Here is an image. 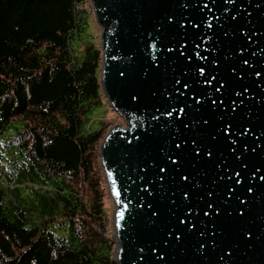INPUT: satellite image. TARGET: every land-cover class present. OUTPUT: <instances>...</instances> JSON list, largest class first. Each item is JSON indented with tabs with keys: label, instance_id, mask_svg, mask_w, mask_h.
<instances>
[{
	"label": "water",
	"instance_id": "95a60500",
	"mask_svg": "<svg viewBox=\"0 0 264 264\" xmlns=\"http://www.w3.org/2000/svg\"><path fill=\"white\" fill-rule=\"evenodd\" d=\"M90 4L100 29L103 95L127 124L111 127L100 146L115 207V264H156L158 255L162 264H264V0ZM218 82L225 84L220 93ZM218 97L223 107L214 111ZM223 121H230L227 138ZM194 140L213 155L194 157L188 151ZM181 141L177 170L169 155L176 158ZM180 173L189 179L179 180ZM184 213L190 228L178 223ZM169 230L182 238L169 237Z\"/></svg>",
	"mask_w": 264,
	"mask_h": 264
},
{
	"label": "trees",
	"instance_id": "16d2710c",
	"mask_svg": "<svg viewBox=\"0 0 264 264\" xmlns=\"http://www.w3.org/2000/svg\"><path fill=\"white\" fill-rule=\"evenodd\" d=\"M84 2L0 0V264H115Z\"/></svg>",
	"mask_w": 264,
	"mask_h": 264
},
{
	"label": "snow or ice",
	"instance_id": "6c2138e0",
	"mask_svg": "<svg viewBox=\"0 0 264 264\" xmlns=\"http://www.w3.org/2000/svg\"><path fill=\"white\" fill-rule=\"evenodd\" d=\"M43 2H44V0H41V3H42V4H43ZM226 2H229V0H226ZM204 7L206 8L207 5H205ZM167 20H168L169 23H171L172 18L169 16V17L167 18ZM233 20H235V17H233ZM178 26L182 27L183 25H178ZM193 26H195V25H193ZM224 35H225V37H227V36H228V32H225ZM253 35H255V33H253ZM244 63L247 64V61H244ZM196 71H198V72H200L201 74H203L204 69L201 68V67H197V68H196ZM121 75H123V73H121ZM257 75H259V73H257ZM213 79H215V77H213ZM176 83L179 84L180 81H176ZM218 84H219V86L216 87L215 91H216L217 93H220V92H222V90L225 88V84H224L223 82H218ZM184 87H185V88H188L189 85H188L187 83H185ZM247 91H248V89L245 87V88L243 89L242 92H236L235 95H237V96H242V95H243L245 92H247ZM181 95H183V93H181ZM131 98H132L133 100L136 99L135 96H132ZM217 100H220V103H219V104L217 103ZM196 103L199 104V100H197ZM212 106H213V110H214V111H215L216 108H222V107H223V100L220 99L219 97H218L217 99L212 100ZM181 111H183V109H181ZM232 111L235 112L236 109L233 108ZM169 114H170V113H169ZM153 119H156V117H153ZM209 123H210V121H209L208 119H204V120H203V123H202V126L206 127ZM229 123H230V121H223L222 127L220 128V132H221L222 135L225 136V138H227V129H228ZM188 127H189V125H188L187 123H185V124H184V128H188ZM245 131H247V129H245ZM211 139H212V140H215L216 137H215V136H212ZM233 143H234V141H233ZM184 148H185V146H184V144H183V141H181V142L175 144L176 158H175V159H172V158H171V155H169V166H170L171 168H173V169H177V170H178V168H179L178 160L181 158V157H180V153L184 151ZM188 151H189V152H192L193 155H194V157H196V158H199V157H201L202 155L207 156V157H211V156L213 155V153H212L211 150L203 149V148L199 145V143L196 142L195 140L193 141V147L190 148V149H188ZM236 159L239 160L240 157L237 156ZM217 167H220V165L217 164ZM224 171L226 172V171H227V168H225ZM159 172L164 173V172H165V167H160V168H159ZM257 172H259V169H257ZM235 175H236V176H239L240 173H239V172H236ZM161 179H162V178H161ZM178 179L181 180V181H187V180L189 179V177H188L186 174L180 173V174L178 175ZM261 179H264V177H261ZM235 183H240V181L237 179V180H235ZM228 191H231V189H228ZM248 191L251 192L252 189L249 188ZM207 195H208L209 197H211V196L213 195V193H212L211 191H209V192L207 193ZM184 199H185V200H190V199H191V195H190V193H188L187 191L184 192ZM240 203L243 204L244 201H240ZM213 207H214L213 203L211 202V200H209V201L207 202V204H206V208H207V209H212ZM190 212H192V209H191V208H189V213H190ZM151 215H152L153 217H155V216L157 215V213H156L155 211H153V212L151 213ZM203 215H204V216H208V215H209V212H208V211H204V212H203ZM238 215H243V213H239ZM185 221H188V223L186 224ZM178 223L181 224V225H184L185 228H190L191 225H192V223H193V221L188 219V213H184V219H179V218H178ZM173 236H174V238H175L176 240H180V239L182 238L181 236H179V235H175L174 233H172V232L169 230V237H173ZM170 242H171L170 239H166V240L164 241L165 244H168V243H170ZM204 247H205V245H204L203 243H201V244L199 245V248H200V249H204ZM141 251H143V249H141ZM150 251H151V252H156V248L153 247L152 249H150ZM141 258L144 259V257H141ZM164 259H165V257H164L163 255H158L157 258H156V264H162V262L164 261ZM224 259H225V256H221L220 260L223 261Z\"/></svg>",
	"mask_w": 264,
	"mask_h": 264
},
{
	"label": "rangeland",
	"instance_id": "374dc122",
	"mask_svg": "<svg viewBox=\"0 0 264 264\" xmlns=\"http://www.w3.org/2000/svg\"><path fill=\"white\" fill-rule=\"evenodd\" d=\"M83 5H84V7H87V9H89L91 7L90 0H85ZM92 16H93V14H92ZM93 20H94V16L92 17V20H90V23H89V26H88L86 32L88 34H90L91 36L96 37L94 40H97V38H98V40L100 41V29H99L97 24H96V26L94 25ZM92 118L94 120L93 121L94 123L92 124V129L97 128L98 119H102L105 121V123H106V127L104 130V131H106L105 133H107L111 127H114L116 125L120 126L121 128H125L127 125L126 119L124 117H121L117 112H115L109 106V104L107 103L106 100H105L104 105H102L96 111H94V113L92 114ZM100 146H101V144H100ZM99 159H100V149H99ZM101 169H102V167H101ZM103 175H104V172H103ZM104 179H105V176H104ZM105 183H106V179H105ZM106 186H107V183H106ZM107 192H108V188H107ZM114 209H115L114 204H113L112 199L108 193V197H106L104 199V220L106 221V224H107L106 225V227H107L106 233H108V235H110L112 238L114 235V231H113Z\"/></svg>",
	"mask_w": 264,
	"mask_h": 264
}]
</instances>
